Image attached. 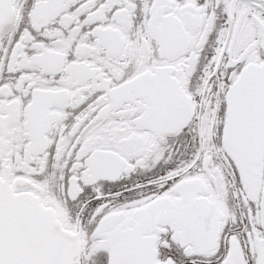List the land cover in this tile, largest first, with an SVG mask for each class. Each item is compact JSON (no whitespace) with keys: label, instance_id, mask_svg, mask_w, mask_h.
Instances as JSON below:
<instances>
[{"label":"snow or ice","instance_id":"6c2138e0","mask_svg":"<svg viewBox=\"0 0 264 264\" xmlns=\"http://www.w3.org/2000/svg\"><path fill=\"white\" fill-rule=\"evenodd\" d=\"M0 264H264V0H0Z\"/></svg>","mask_w":264,"mask_h":264}]
</instances>
